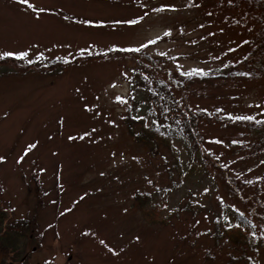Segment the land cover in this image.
Here are the masks:
<instances>
[{
  "label": "rangeland",
  "instance_id": "rangeland-1",
  "mask_svg": "<svg viewBox=\"0 0 264 264\" xmlns=\"http://www.w3.org/2000/svg\"><path fill=\"white\" fill-rule=\"evenodd\" d=\"M29 3L0 0V56L40 64L146 48L167 72L196 76L187 100L205 113L203 167H188L177 144L174 167L167 151L150 159L124 127L134 57L88 59L58 73L2 76L0 68V203L11 218H35L30 263L264 264V149L252 152L257 136L236 121L264 119V80L239 71L234 80L200 81L245 56L258 29L252 16L218 0ZM133 100L131 113L141 116ZM137 192L154 195V224L136 206Z\"/></svg>",
  "mask_w": 264,
  "mask_h": 264
},
{
  "label": "trees",
  "instance_id": "trees-1",
  "mask_svg": "<svg viewBox=\"0 0 264 264\" xmlns=\"http://www.w3.org/2000/svg\"><path fill=\"white\" fill-rule=\"evenodd\" d=\"M223 2L228 10L243 12V17L252 16L254 26H258L254 38L250 42L249 49L245 56L229 64L223 74L214 76L204 74L200 81L210 83L213 79L223 81L234 80V75L242 71L251 80H264V0H218L216 7L221 8ZM133 53V54H132ZM117 54L130 55L135 58L133 66L126 78L129 83L131 98L126 106V113L123 117L124 127L129 137L135 143L146 148L150 159H165V151L169 152L174 160V167L179 164V152L174 145L183 148L188 158V167L202 168L204 165L200 152L199 125L205 118L204 110H193L188 103L187 93L190 85L197 83L196 76L186 73H170L161 66L162 58L153 57L146 52V48L135 50L110 49L106 52L96 54H80L69 59H52L43 61L40 64L33 61H21L16 57L0 56V68H3L2 76L9 72L15 75H23L30 71L41 73H58L70 67L79 65L88 59H99L111 57ZM8 69V70H6ZM134 99H139L143 104L139 112L132 114L135 106ZM248 133H255L257 141L252 143V152L264 149V119H237ZM233 183H229V187ZM166 191V189H164ZM41 187L35 184L33 194L40 196ZM230 192L242 198L241 194L230 189ZM2 191L0 189V195ZM255 199V196H252ZM258 201V198H256ZM136 206L141 210L144 217L150 224L155 223L153 217L154 195L149 192H137L134 196ZM1 202V199H0ZM188 204L184 206V210ZM235 221L239 224L250 227L246 217L238 214ZM35 218H11L7 209L0 203V264H31L29 252L32 245L38 244ZM164 221L162 222V224ZM33 232V234H32ZM219 228L216 227V237H220ZM236 235L235 238H241ZM233 237V236H232ZM233 258H230V264Z\"/></svg>",
  "mask_w": 264,
  "mask_h": 264
},
{
  "label": "snow or ice",
  "instance_id": "snow-or-ice-1",
  "mask_svg": "<svg viewBox=\"0 0 264 264\" xmlns=\"http://www.w3.org/2000/svg\"><path fill=\"white\" fill-rule=\"evenodd\" d=\"M20 3L22 4H25V5H28L29 7H32V5L29 3V0H19ZM39 11L43 12L45 11L44 9H39ZM132 23H135V21H133ZM168 33H166L167 35ZM6 55H14L13 53H7ZM23 55H26V54H23ZM237 119H247L246 117H237ZM31 147H35V145H32Z\"/></svg>",
  "mask_w": 264,
  "mask_h": 264
}]
</instances>
